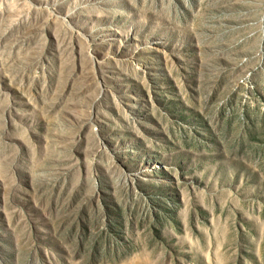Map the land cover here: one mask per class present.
Segmentation results:
<instances>
[{
  "label": "rangeland",
  "instance_id": "374dc122",
  "mask_svg": "<svg viewBox=\"0 0 264 264\" xmlns=\"http://www.w3.org/2000/svg\"><path fill=\"white\" fill-rule=\"evenodd\" d=\"M0 264H264V0H0Z\"/></svg>",
  "mask_w": 264,
  "mask_h": 264
}]
</instances>
